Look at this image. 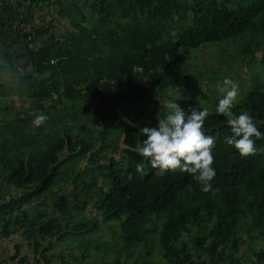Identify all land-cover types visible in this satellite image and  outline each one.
Segmentation results:
<instances>
[{
    "label": "trees",
    "instance_id": "trees-1",
    "mask_svg": "<svg viewBox=\"0 0 264 264\" xmlns=\"http://www.w3.org/2000/svg\"><path fill=\"white\" fill-rule=\"evenodd\" d=\"M27 3L48 19L22 20L19 38L0 41V248L21 234L37 264H264V135L242 157L224 143L225 117L209 112L205 131L219 136L205 192L187 173L158 175L132 150L145 124L125 120L116 137L98 131L114 126L116 107L192 78L187 50L229 41L255 58L264 0H19ZM233 110L264 134V87ZM40 113L48 119L37 127ZM103 231L111 239L94 245ZM21 250H4L0 264H27Z\"/></svg>",
    "mask_w": 264,
    "mask_h": 264
},
{
    "label": "clouds",
    "instance_id": "clouds-1",
    "mask_svg": "<svg viewBox=\"0 0 264 264\" xmlns=\"http://www.w3.org/2000/svg\"><path fill=\"white\" fill-rule=\"evenodd\" d=\"M219 91L222 95L216 113L225 117L231 129V135L224 137V143L233 146L242 157L254 155L257 151L255 139L264 134L249 112L237 114L233 110L239 94L238 84L225 77ZM177 100L161 101L168 114L163 119L159 118L156 126L141 128L140 132L146 138L132 150L148 159L151 166L158 169V175L168 171L187 173L202 183V191H213L210 183L216 176L213 149L219 133L212 135L205 131V120L209 116L207 107L189 106L185 110ZM47 119V115L40 113L36 115L34 124L39 127ZM142 170L143 166H138L137 171Z\"/></svg>",
    "mask_w": 264,
    "mask_h": 264
},
{
    "label": "rangeland",
    "instance_id": "rangeland-1",
    "mask_svg": "<svg viewBox=\"0 0 264 264\" xmlns=\"http://www.w3.org/2000/svg\"><path fill=\"white\" fill-rule=\"evenodd\" d=\"M216 45L218 46L217 48ZM225 45L234 46L235 44L224 41L221 43H208L200 48L187 50L183 57L185 62L189 64L188 67L193 75L192 78L175 87H169L160 98L141 102L130 100L116 107L114 111L119 112V114L110 116L114 126L109 124L100 125V130L98 131H107L116 137V133L121 131V127L118 125H121L125 120L129 121V125L136 127L144 124L154 127L158 124L159 118L163 119L164 115L168 114V110L161 106V101L178 99L176 102L185 110L189 106H196L207 107L209 112L216 111L222 95L219 88L223 86L225 77H230L239 86V94L235 101V107H237L251 89L255 90L264 87V50L260 51L258 55L256 54L255 58H252L242 54L237 55L238 46L235 45L236 47L229 46V48H226L224 54L221 55L219 47H224ZM228 61H231V64H227ZM4 71L7 70L5 69ZM7 72L10 73L9 70ZM102 114L101 112L100 115ZM0 116L8 115L0 113ZM90 117H84V123H88L89 119H91ZM138 117L144 121L139 120ZM95 125L99 126L97 119L95 120ZM59 128L61 127L59 126L55 130ZM105 234V231L96 234L93 244L99 245L102 241L109 238ZM105 249V247H102L101 251Z\"/></svg>",
    "mask_w": 264,
    "mask_h": 264
},
{
    "label": "crops",
    "instance_id": "crops-1",
    "mask_svg": "<svg viewBox=\"0 0 264 264\" xmlns=\"http://www.w3.org/2000/svg\"><path fill=\"white\" fill-rule=\"evenodd\" d=\"M39 18L46 21L48 16L45 12L39 11L35 6L29 5V3L20 5L19 0H0V41H7L6 38L8 37H15L16 40L22 31V20L39 21ZM6 190L8 188H5ZM30 242L32 241H27L25 236L21 234L11 236L4 242L3 249L0 248V260L5 257L8 258L9 254L5 252L6 249L8 252L14 251L15 245L21 244V253L28 259L27 264H37L33 260Z\"/></svg>",
    "mask_w": 264,
    "mask_h": 264
},
{
    "label": "built area",
    "instance_id": "built-area-1",
    "mask_svg": "<svg viewBox=\"0 0 264 264\" xmlns=\"http://www.w3.org/2000/svg\"><path fill=\"white\" fill-rule=\"evenodd\" d=\"M27 29L30 30V29H31V25H28V26H27ZM22 63H24V60H22V61L20 62V64H21L20 69H21V70H23ZM28 69H30V67H28ZM142 70H143L142 67H140V66L137 67V71H138V72H141ZM145 79H146V82L149 84V83H150V82H149L150 79H149L148 77H146ZM6 261H7V260H2V261H1L2 263H1V264H8V262H6ZM17 261H18V260H16L15 262H17Z\"/></svg>",
    "mask_w": 264,
    "mask_h": 264
}]
</instances>
